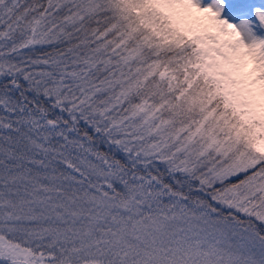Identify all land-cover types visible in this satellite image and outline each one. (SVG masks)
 <instances>
[{
    "label": "snow or ice",
    "instance_id": "snow-or-ice-1",
    "mask_svg": "<svg viewBox=\"0 0 264 264\" xmlns=\"http://www.w3.org/2000/svg\"><path fill=\"white\" fill-rule=\"evenodd\" d=\"M231 2L0 0V264H264V11Z\"/></svg>",
    "mask_w": 264,
    "mask_h": 264
},
{
    "label": "clouds",
    "instance_id": "clouds-1",
    "mask_svg": "<svg viewBox=\"0 0 264 264\" xmlns=\"http://www.w3.org/2000/svg\"><path fill=\"white\" fill-rule=\"evenodd\" d=\"M190 11L193 16L200 18L204 30L217 34L222 40L235 41L237 39L232 28L220 24L217 18L210 13H197L194 8L190 9ZM244 51V49H239L237 54L243 58L244 62H248V57L243 55Z\"/></svg>",
    "mask_w": 264,
    "mask_h": 264
},
{
    "label": "rangeland",
    "instance_id": "rangeland-1",
    "mask_svg": "<svg viewBox=\"0 0 264 264\" xmlns=\"http://www.w3.org/2000/svg\"><path fill=\"white\" fill-rule=\"evenodd\" d=\"M207 0H202L201 6L206 3ZM225 4L224 10L221 12L220 19H227L230 23L238 24L241 19H247L248 15H234V10L238 5L231 2V0H223ZM259 7L264 11V0H250V3L246 5L249 9L252 7Z\"/></svg>",
    "mask_w": 264,
    "mask_h": 264
}]
</instances>
